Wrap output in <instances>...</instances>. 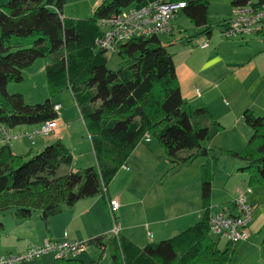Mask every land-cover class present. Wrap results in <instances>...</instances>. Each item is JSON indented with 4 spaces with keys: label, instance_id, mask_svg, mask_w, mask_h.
Returning a JSON list of instances; mask_svg holds the SVG:
<instances>
[{
    "label": "trees",
    "instance_id": "1",
    "mask_svg": "<svg viewBox=\"0 0 264 264\" xmlns=\"http://www.w3.org/2000/svg\"><path fill=\"white\" fill-rule=\"evenodd\" d=\"M153 0H102L86 19L63 16L65 0H0V124L8 130H30L56 121L51 99L69 90L89 135L95 164L71 171L72 154L55 140L35 154L15 155L0 147V213L18 221L38 217L47 227L51 217L78 201L97 195L106 200L107 187L144 137L163 150L172 169L203 159L199 168L203 214L177 235L139 248L121 236L100 235L85 242L107 249L110 264H228L234 246L212 238L211 185L219 157L243 163L250 187L264 184V116L242 114L251 136L242 150L207 148L223 127L207 108H191L180 94L172 55L157 36L139 37L119 45L117 70L106 67L107 52L96 47L98 21L127 7ZM184 3L182 13L200 34L210 35L209 0H166ZM264 4V0H231V8ZM219 26V25H217ZM258 33V30L255 34ZM260 33H264L261 31ZM38 58L44 68L48 98L26 104L22 95L8 94L23 71ZM212 151L216 155H212ZM62 167L67 170L60 173ZM3 225L0 224V231ZM60 264L72 260H57Z\"/></svg>",
    "mask_w": 264,
    "mask_h": 264
},
{
    "label": "crops",
    "instance_id": "2",
    "mask_svg": "<svg viewBox=\"0 0 264 264\" xmlns=\"http://www.w3.org/2000/svg\"><path fill=\"white\" fill-rule=\"evenodd\" d=\"M230 11L231 6L224 17L214 21L213 24L220 23L217 34H213L214 29L210 30L209 36L203 34L210 39V43L207 42L208 46L204 49L199 47L204 39L196 42L188 39L189 36L196 35V33L200 34L202 28L194 29L191 24L186 25L182 17L179 18L178 12L172 18L169 29L159 34L157 38L163 46H167V51L172 55L183 100L191 108H207L214 114L218 123L224 126L214 139L206 144V147L238 152L243 149L251 135L248 126L243 121V112L251 110L257 116H264V80L263 76H260V69H264L261 67L262 62L258 60L260 52L264 51V46L261 45L264 43V39H262L264 33H260L264 31V21L259 25L257 34L233 39L232 43H228L229 40L224 42L219 37H221ZM218 20L220 21L217 22ZM242 44L247 46H242ZM38 63L36 64L35 61L23 71L24 79L33 78L35 80L33 89L36 91L46 89L45 78H43L46 64L45 61ZM7 91L19 92L24 101L31 97V95L27 96V91H22V89L11 88ZM39 95L42 93L39 92ZM57 101L52 102L60 105L57 111V128L49 135L50 139L46 140L47 138L39 136L34 139V145L30 140L22 137L8 143L10 150L20 156L27 153L34 154V151L35 153L39 152L49 143L60 140L72 154L71 171L94 165L95 156L90 138L78 108L75 111L70 109L69 113L67 109L69 106H62L59 103L61 101ZM71 107L74 109V106L71 105ZM23 129L26 128H16L13 131ZM12 142L13 146L10 145ZM4 144L0 140V147ZM212 155H216V152L212 151ZM220 158L222 156L218 158L213 182H216L219 173L225 185L231 178L240 175L244 177V184H241V187L235 192L231 205L219 208L216 212H211L214 207L212 205L214 188L211 185L210 215L220 213L234 215L236 212L234 200L238 192L249 188L250 192L246 194V200L253 207V215L248 227V238H250L234 246V255L250 259L253 251L261 249L262 256L260 260L256 259L255 261L256 264H264V184L260 187L248 186L247 175L237 171L242 166L238 165L236 162L239 161L236 160L230 159L236 163L235 166L220 172ZM168 163L170 162L162 148L150 137H144L107 187L108 197L115 198L120 202L119 210L122 209V213L119 215L117 212V218L121 225V236L139 248L152 243L148 240L153 239V236L159 238L157 241H161L177 235L198 222L203 214L200 194L199 203L195 193L193 202H190L188 206L186 197H177L168 205L160 197V193L152 192L154 180L164 174L163 170ZM202 163L203 159H196L190 165L185 166L187 167L185 173L190 172L191 178L197 173L199 184V168ZM66 170L67 168L64 171ZM117 177L122 181L120 190L112 186ZM18 222H22V224L14 222L8 224L10 226L8 234L4 233L7 227L3 225L0 235L17 239V243L7 244L5 250L8 251H4L6 253L1 256L23 252L30 246L39 244L46 239L60 240L64 234H67L72 240L86 242L100 235H109L111 229L107 200L100 195L80 200L62 213L51 217L47 227L38 217L30 221ZM18 227H24L25 233L17 231ZM148 227L152 233L144 232L143 229H148ZM97 256L100 258L99 262L109 259L108 264H110L108 250H101L93 244L88 245L85 251L70 263L98 264ZM20 264L60 263L54 259L53 255L48 254Z\"/></svg>",
    "mask_w": 264,
    "mask_h": 264
},
{
    "label": "built area",
    "instance_id": "3",
    "mask_svg": "<svg viewBox=\"0 0 264 264\" xmlns=\"http://www.w3.org/2000/svg\"><path fill=\"white\" fill-rule=\"evenodd\" d=\"M184 3H170L166 0H153L140 8L127 7L119 12L98 21L100 35L95 40L97 48L114 53L119 45L139 37L158 36L169 29L175 13L182 9ZM221 35L227 39H240L257 32L259 25L264 21V4L261 6H236L231 8ZM208 46L207 41L199 45L204 49ZM60 105H54L57 112ZM55 121L46 122L30 130L10 131L0 124V140L5 144L25 137L33 144L34 139L41 136H49L55 131ZM247 188L239 191L234 206V215L214 214L209 219L210 233L232 246L246 241L249 236V224L253 215V207L246 200ZM107 207L111 219L110 235L118 236L121 225L117 218L120 202L115 198L107 199ZM87 245L70 239L64 234L60 240H43L39 244L30 246L23 252L8 254L0 257V264H20L38 259L51 254L55 260H72L85 251Z\"/></svg>",
    "mask_w": 264,
    "mask_h": 264
},
{
    "label": "rangeland",
    "instance_id": "4",
    "mask_svg": "<svg viewBox=\"0 0 264 264\" xmlns=\"http://www.w3.org/2000/svg\"><path fill=\"white\" fill-rule=\"evenodd\" d=\"M101 1L102 0H65V4L62 9L63 16L67 18H73V19L89 18L92 16L93 10L101 3ZM209 2H208L209 18L211 21L212 29H214L213 34H217L218 30L220 29L219 28L220 23H217V24L216 23L213 24V23L216 19H221L222 17L225 16L226 11H228V9L231 6L230 5L231 0H209ZM178 16L179 18L182 17V20H184V23L186 25L190 24L189 20L184 16L181 10L178 12ZM229 17H230V14H229ZM219 21L220 20H218L217 22ZM220 36L221 37L219 38L221 39V41H224V42L227 41V39H225L222 35ZM188 39L195 40V42L200 39H204V41H207V42L210 41V39L206 38V36H203V34H198V33H196V35L189 36ZM262 39H264V36ZM230 42L231 43L234 42L233 39L228 41V43ZM261 45L264 46V43H261ZM242 46H247V45L242 44ZM260 54L261 55L258 57L259 58L258 60L262 62L261 67H263L262 69H264V51L260 52ZM106 56H107L106 67L110 70H117L120 64V60L118 59L116 54L107 53ZM40 61H45L46 65L49 63L48 59L38 58L36 60V64H39L38 62ZM260 72H261L260 76H263V80H264V70L260 69ZM43 78H45V73H43ZM34 82L35 80L33 78L24 79L23 77V80L20 83L7 84L6 92L10 95L20 94L19 92H8L7 90H10L11 88H17L19 90L22 89V91L23 90L27 91L28 93L27 96L31 95V97L26 98V101H27V102L25 101L26 104L33 105V104L43 103L48 98L47 90L44 88V89H41L40 91L39 90L36 91V89H33ZM39 92H41L42 95L38 96ZM57 100L61 101L59 103L62 104V106H65V105L69 106L67 108L69 113H70V109L74 111L77 110L75 100L72 96V93L69 90H66V91L64 90L61 93H59L56 97L51 99L52 102L57 101ZM71 105L74 106V109L73 107H71ZM220 125L224 127L222 124ZM43 137L47 138L46 140L50 139L49 136L47 137L43 136ZM13 142L10 143L11 146L14 145ZM34 145L33 147H35ZM34 154H35V151H34ZM199 160H202V159L199 158ZM220 160H221V165H219L221 166L220 172H224L227 169H229L231 166H235L236 163L238 165L243 166L242 162L235 163L234 161L230 160V158L228 157H222L220 158ZM224 160H225V163H224ZM172 167H173V164L168 163L167 167H165L163 170L164 174H162L160 177H157L154 180L152 192L156 194L160 193V197L168 205H170L175 198L177 199V197H186L187 203H189L188 206L190 205V202H193V199H194L193 195L196 193V200L199 203L200 184H199V180L197 181V173L193 178H191L190 172L188 174L185 173L187 170L186 169L187 167L185 166H184L185 168L176 167L175 169H172ZM65 168L66 167H62L60 170V173H63ZM79 169H82V168H79ZM120 180L121 179L117 177V179H115V181H113L112 183V186L115 187L117 190H120L122 187V181ZM243 180H244V177L240 175V176L231 178L225 185L224 180L221 179V176H219V173H218V179L215 180L216 182H213L212 184L214 188V191L212 193V200H213L212 205L214 207L211 210V212H216L219 208L231 205L234 199V196H235V192L239 189V187H241V184H244ZM167 207L169 208V206ZM121 213H122V209L118 210V214L120 215ZM10 222H14L16 224L18 223L22 224V222H18L15 219H12V216L10 213L8 212L3 213V214L0 213V224L6 225L7 227V229L4 232L5 234L9 233L10 226H8V224H10ZM149 229L150 228L148 227V229L144 228L143 230L144 232L149 231L150 233H152ZM17 231L25 233L24 227H18ZM211 237L213 239L216 238L213 235H211ZM157 239L159 238H157L156 236H153V239L148 240V241L153 242V241H157ZM12 242L17 243V239L8 238V236L6 235L5 236L0 235V253H1L0 256L5 254L8 251L7 249L5 250V246H7V244H11ZM224 243L225 241L221 240L220 244L223 245ZM260 250L257 251L256 249L255 251H253L252 258L250 259L244 258V257H237L236 255H234L232 262L228 264H256L255 260L256 259L260 260L262 256V253ZM106 257H108V255H106ZM98 258L99 257L97 256L96 258V260H98L97 262L100 261V258L99 259ZM108 263H109V259H105V260L103 259V262H99L98 264H108Z\"/></svg>",
    "mask_w": 264,
    "mask_h": 264
},
{
    "label": "bare ground",
    "instance_id": "5",
    "mask_svg": "<svg viewBox=\"0 0 264 264\" xmlns=\"http://www.w3.org/2000/svg\"><path fill=\"white\" fill-rule=\"evenodd\" d=\"M250 238V237H249ZM249 238H248V240H249Z\"/></svg>",
    "mask_w": 264,
    "mask_h": 264
}]
</instances>
